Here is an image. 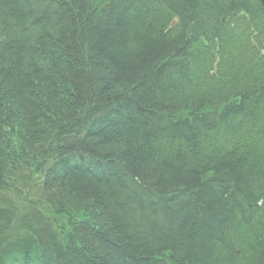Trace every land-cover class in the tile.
<instances>
[{
    "label": "trees",
    "instance_id": "obj_1",
    "mask_svg": "<svg viewBox=\"0 0 264 264\" xmlns=\"http://www.w3.org/2000/svg\"><path fill=\"white\" fill-rule=\"evenodd\" d=\"M27 252L264 264L260 0H0V264Z\"/></svg>",
    "mask_w": 264,
    "mask_h": 264
},
{
    "label": "bare ground",
    "instance_id": "obj_2",
    "mask_svg": "<svg viewBox=\"0 0 264 264\" xmlns=\"http://www.w3.org/2000/svg\"><path fill=\"white\" fill-rule=\"evenodd\" d=\"M260 2H261V6H262V9L264 10V0H260ZM36 173V171H34V174ZM37 177H39L40 179L43 177V174L42 173H37ZM49 213H51V212H49ZM53 213H51L50 215L52 216V221H54V219H55V215L53 214ZM46 217H49V215H47ZM46 219V218H45ZM47 220V219H46ZM45 230V229H44ZM21 236H23L24 237V234H21ZM18 240H22V239H24V238H22V237H20V238H17ZM77 252V251H76ZM22 257H24L25 258V260H28V259H30L28 262H27V264H29V262L31 263V264H34L33 262V260L35 259V258H31L30 257V255L28 254V252L27 253H25V255L24 256H22ZM38 258H39V256H38ZM38 262H39V260H38ZM40 263H41V261H40ZM39 264V263H38Z\"/></svg>",
    "mask_w": 264,
    "mask_h": 264
}]
</instances>
